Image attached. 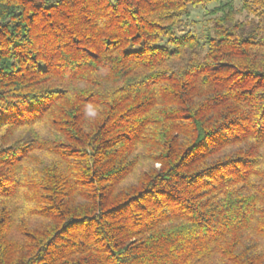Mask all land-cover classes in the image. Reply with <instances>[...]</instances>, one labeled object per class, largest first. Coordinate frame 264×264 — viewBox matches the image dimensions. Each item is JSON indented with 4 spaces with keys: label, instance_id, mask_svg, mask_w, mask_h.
<instances>
[{
    "label": "trees",
    "instance_id": "1",
    "mask_svg": "<svg viewBox=\"0 0 264 264\" xmlns=\"http://www.w3.org/2000/svg\"><path fill=\"white\" fill-rule=\"evenodd\" d=\"M234 1L0 0V264H264V0Z\"/></svg>",
    "mask_w": 264,
    "mask_h": 264
},
{
    "label": "rangeland",
    "instance_id": "2",
    "mask_svg": "<svg viewBox=\"0 0 264 264\" xmlns=\"http://www.w3.org/2000/svg\"><path fill=\"white\" fill-rule=\"evenodd\" d=\"M234 2L237 7L240 5L239 0H235ZM215 6V4H209L206 5V7L199 6L196 8L189 6V17L186 19V22L189 25L187 29L198 32L202 23L207 19L206 12Z\"/></svg>",
    "mask_w": 264,
    "mask_h": 264
}]
</instances>
